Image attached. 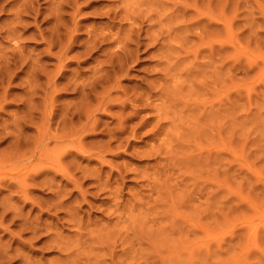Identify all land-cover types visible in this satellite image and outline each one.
<instances>
[{"label": "rangeland", "instance_id": "1", "mask_svg": "<svg viewBox=\"0 0 264 264\" xmlns=\"http://www.w3.org/2000/svg\"><path fill=\"white\" fill-rule=\"evenodd\" d=\"M0 70V264H264V0H0Z\"/></svg>", "mask_w": 264, "mask_h": 264}, {"label": "bare ground", "instance_id": "2", "mask_svg": "<svg viewBox=\"0 0 264 264\" xmlns=\"http://www.w3.org/2000/svg\"><path fill=\"white\" fill-rule=\"evenodd\" d=\"M22 2H23V1H22ZM58 5H59V3H58ZM56 6H57V3H56ZM25 8H27V6H26ZM57 8H58V10H61V9H59L60 6L57 7ZM28 9H31V7H30V8L28 7ZM28 9H27V12L29 11ZM33 9H34V8H33ZM33 9H31L32 11H29V12H34ZM25 10H26V9H24L23 12H25ZM120 10H121V9H120ZM35 12H36V11H35ZM35 12H34V16H36V15L38 14V13L36 12V15H35ZM52 12H53V11H52ZM59 12H60V11H59ZM114 12H115V11H114ZM126 12H127V11H126ZM15 13H16V15H17V13L19 14V12H15ZM55 13H56V12L54 11L53 16H54ZM120 13H121V12H120ZM120 13H119V14H120ZM112 14H113V12H112ZM112 14H111V16H112ZM127 14H128V13H127ZM19 15H20V14H19ZM17 16H18V15H17ZM49 16H50V15H49ZM51 16H52V14H51ZM55 16H56V14H55ZM118 16H119V15H118ZM18 17H20V16H18ZM59 17H60V16H59ZM121 17H123V16H121ZM138 17H139V16H138ZM49 18H50V17H49ZM55 18L57 19V17H55ZM60 18H61V17H60ZM115 18H116V17H115ZM124 18H125V17H124ZM136 18H137V16H136ZM51 19H53V18H51ZM128 19H129V18H128ZM140 19H141V18H140ZM140 19H139V20H140ZM48 20H49V19H48ZM137 20H138V19H137ZM141 20H142V19H141ZM55 21L57 22V20H55ZM55 21H54V22H55ZM56 22H55V23H56ZM58 22H59V19H58ZM72 22H73V21H72ZM119 22H121V21H119ZM46 23H47V22H46ZM61 23H62V21H61ZM61 23H60V24H61ZM73 23H74V22H73ZM75 23H76V22H75ZM123 23H124V22H123ZM140 23H142V22H140ZM60 24H58V25H60ZM134 24H135V23H134ZM137 24H138V23H137ZM159 24H160V23H159ZM56 25H57V24H56ZM77 25H78V24H77ZM135 25H136V24H135ZM64 26H65V25H63L62 27L64 28ZM162 26H163V25H162ZM53 27H55V26H53ZM53 27H52V29H55V28H53ZM59 27H61V25H60ZM59 27L56 26L57 29H58ZM65 27H66V26H65ZM72 27H76V26L74 25V26H72ZM135 27H136V26H135ZM150 27H151V26H150ZM177 27H178V26H177ZM77 28H78V27H77ZM128 28H129V27H128ZM132 28H134V27H132ZM147 28H148V27H147ZM48 29H49V28H48ZM50 29H51V28H50ZM50 29H49V30H50ZM59 29H60V28H59ZM65 29H66V28H65ZM74 29H75V28H74ZM74 29H73V30H74ZM108 29H109V28H108ZM141 29H142V28H141ZM44 30H46V28H45ZM61 30H63V32H65L64 34H67V33H66V30H68V29H66V30H64V29H60L59 31L61 32ZM76 30H77V29H76ZM128 30H129V31H128ZM128 30H127L126 34H127L128 32H131L130 29H128ZM135 30H136V29H135ZM142 30H143V29H142ZM57 31H58V30H57ZM59 31H58V32H59ZM138 31H139V30H138ZM138 31H137L136 33H138ZM146 31H147V30H146ZM151 31H152V30H151ZM161 31H162V30H161ZM161 31H160V33H162ZM164 31H165V30H164ZM40 32H41V31H40ZM42 32H43V31H42ZM45 32H46V31H45ZM52 32H54V31L52 30ZM52 32H51V33H52ZM63 32H61V33L63 34ZM68 32H69V30H68ZM71 32H72V31H71ZM152 32H153V31H152ZM152 32H151V34H152ZM54 33H56V31H55ZM117 33H118V35H119V32H117ZM131 33L136 34L135 31H134V32H131ZM131 33H130V35H132ZM158 33H159V32H157V34H158ZM160 33H159V34H160ZM38 34H40V33H38ZM38 34H37V35H38ZM56 34H58V33H56ZM56 34H55V35H56ZM128 34H129V33H128ZM154 34H155V33H153L152 36H154ZM46 35H47V32H46ZM124 35H125V34H124ZM124 35H123V36H124ZM155 35H156V34H155ZM38 36H39V35H38ZM42 36H43V34H42ZM67 36H68V35H67ZM94 36H95V35H94ZM102 36H105V35H102ZM126 36L128 37V35H126ZM126 36H125V37H126ZM136 36H137V34L134 35L133 37L135 38ZM39 37L41 38V36H39ZM39 37H38V38H39ZM45 37H46V36H45ZM58 37H59V36H58ZM58 37H57V39H58ZM125 37H124V38H125ZM127 37H126V38H127ZM138 37H139V36H138ZM138 37H136V38L139 39L140 37H139V38H138ZM142 37H144V35H143ZM160 37H161V36H160ZM47 38L50 39V37H48V36H47ZM63 38H64V37H63ZM68 38H69V37H68ZM74 38H75V37H74ZM92 38H93V37H92ZM92 38H91V39H92ZM102 38H103V37H102ZM115 38H116V37H115ZM129 38L134 39V38H132V37H129ZM136 38H135V40H136ZM144 38L146 39L147 37H144ZM144 38H143V39H144ZM45 39H46V38H45ZM45 39H44V40H45ZM53 39L55 40L56 37L53 38ZM53 39H52V40H53ZM69 39H70V38H69ZM94 39H96V37H95ZM100 39H101V38H100ZM140 39L142 40V38H140ZM40 40H41V39H40ZM125 40H126V39H125ZM127 40H128V39H127ZM160 40H162V39H160ZM46 41H47V40H46ZM59 41H60V40H59ZM86 41H87V40H86ZM94 41H96V40H94ZM102 41H103V40H102ZM102 41L98 40V41H96V42H97L96 44H99L98 42H101V43H102ZM113 41H114V40H113ZM120 41H121V40H120ZM123 41H124V40H123ZM129 41H130V39H129ZM132 41H133V40H132ZM132 41H131V42H132ZM142 41H143V40H142ZM142 41H141V42H142ZM158 41H159V40H158ZM43 42H44V41H43ZM48 42L50 43V41H48ZM52 42H53V41H52ZM52 42H51V43H52ZM108 42H109V41H108ZM108 42H107V44H108ZM124 42H125V41H124ZM135 42H136V41H134L133 43H135ZM146 42H147V41H146ZM148 42H149V40H148ZM150 42H153V39H151ZM154 42H155V40H154ZM154 42H153V43H154ZM49 43L46 44V45H50V44H51V43H50V44H49ZM67 43H69V41H68ZM105 43H106V42H105ZM113 43H114V42H113ZM136 43H137V42H136ZM136 43H135V44H136ZM53 44H54V43H53ZM53 44H52V47H54ZM58 44H59V43H58ZM58 44H57V46H56V44H55V46L58 47ZM94 44H95V42H94L93 44H91V45H94ZM96 44H95V45H96ZM124 44H126V42H125ZM127 44H128V43H127ZM127 44H126V45H127ZM131 44H132V43H131ZM135 44H133V45H135ZM143 44H144V43H142V45H143ZM46 45H45V46H46ZM59 45H60V44H59ZM100 45H101V44H100ZM109 45H110V44H109ZM126 45H125V46H126ZM69 46H70V45H69ZM69 46H67V47L69 48ZM85 46H86V45H85ZM85 46H84V47H85ZM102 46H104L103 43H102ZM106 46H107V45H106ZM127 46H129V45H127ZM127 46H126V47H127ZM131 46H132V45H131ZM140 46H141V45H140ZM47 47H49V46H47ZM47 47H45V48H47ZM59 47H60V46H59ZM59 47H58V48H59ZM67 47H66V48H67ZM87 47H88V46H87ZM87 47H86V48H87ZM92 47H93V46H91V47H89V48L93 49L94 47H93V48H92ZM104 47H105V46H104ZM136 47H137V45H136ZM15 48H16V47H15ZM86 48H84V50L87 51L89 48H87V49H86ZM117 48H118V47H117ZM128 48H129V47H127V48H125V49H126V50H130V49H128ZM130 48L132 49V47H130ZM59 49H60V48H59ZM94 49H96V47H95ZM100 49H101V48H100ZM125 49H124V50H125ZM133 49H134V48H133ZM135 49H136V48H135ZM135 49H134V50H135ZM62 50H63V47H62ZM84 50H83V51H84ZM103 50H106V48H105V49L102 48L101 51L103 52ZM120 50H123V49H120ZM120 50H119V48H118V51H120ZM134 50H130V52H131V51H134ZM138 50H139V48H138ZM47 51H48V48H47ZM86 51H84V52H86ZM93 51H94V50H93ZM99 51H100V50H99ZM115 51H116V50H115ZM115 51H113V52H115ZM118 51H117V52H118ZM160 51H161V50H160ZM48 52H49V51H48ZM48 52H47V53H48ZM50 52H51V51H50ZM88 52H92V50H90V51H88ZM102 52H101V53H102ZM122 52H123V51H122ZM125 52H126V51H125ZM125 52H124L123 54H125ZM127 52H129V51H127ZM130 52H129V53H130ZM134 52H135V51H134ZM162 52H163V51H162ZM57 53H58V52H57ZM57 53H56V54H57ZM129 53H126V54L129 55ZM58 54H60V53H58ZM87 54H88V53H87ZM93 54H94V53H93ZM93 54H92V55H93ZM111 54L113 55V57L115 56L118 60L120 59V57H123V56H121V52H120V56H118V55H117L118 53L116 54V52H115V54H113V53H111ZM130 54L132 55V57L134 56V53H130ZM62 55H63V54H62ZM116 55H117V56H116ZM136 55H137V54H135V56H136ZM86 56H87V55H86ZM108 56H109V54H108ZM108 56H107V57H108ZM124 56H126V55H124ZM57 57H59V56H57ZM62 57H63V56H62ZM107 57H106V58H107ZM109 57L111 58V55H110ZM129 57H130V55H129ZM59 58H60V57H59ZM116 58H114L115 61H114L113 59H112V60H113L117 65L119 64V66L117 67V70H116V69H114V70H115L116 72L118 71V73H121L122 70H121V72H120L118 69L121 68V65H122V62H123V61H122L121 64H120V61H121V59H120V61L117 63V62H116V61H117ZM125 58H126V57H125ZM57 59H58V58H57ZM90 59H93V58L90 57ZM123 59H124V57H123ZM129 59H130V58L126 59V61L129 60ZM131 59H133V58H131ZM134 59H135V57H134ZM160 59H161V58H160ZM59 60H60V59H59ZM107 60L110 61V59H108V58H107ZM90 61H91V60H90ZM105 61H106V60H105ZM105 61H104V62H105ZM109 61H106V62H109ZM124 61H125V60H124ZM126 61H125V62H126ZM131 61L133 62V60H131ZM137 61H138V60H137ZM13 62H14V61H13ZM58 62H59V61H58ZM104 62H103V64H100V65H101V66H102V65L104 66ZM125 62H124V63H125ZM128 62H129V61H128ZM115 63H113V62L111 63V64H113V65L110 66V69H111V70H112L111 67H113ZM124 63H123V66H124ZM12 64H13V63H12ZM105 64H107V65H105V66H108L110 63H105ZM116 64H115V67H114V68H116V66H117ZM14 66H15V65H14ZM31 66H32V65H31ZM31 66L29 67L30 70L27 68L28 71H31V70H32V67H31ZM95 66H97V64H96ZM125 66H126V65H125ZM24 67H25V66H24ZM98 67L100 68V66H98ZM119 67H120V68H119ZM105 68H106V67H105ZM107 68H108V67H107ZM122 68H123V67H122ZM122 68H121V69H122ZM93 69H94V68H93ZM102 69H103V68H101V69H99V70H102ZM6 70H7V68H6ZM106 70H107V69H106ZM106 70H105V71H106ZM111 70L108 69V71H106V72H110ZM123 70H125L124 72H126V69L123 68ZM0 71H1V70H0ZM8 71H9V70H8ZM21 71H22V70H21ZM112 71H113V70H112ZM91 72H92V71H91ZM106 72H104V73H106ZM40 73H41V74H42V73L44 74V72H40ZM94 73H96V71H95ZM99 73L102 74V71L99 72ZM1 74H2V73H1ZM35 75H36V74H35ZM102 75H103V74H102ZM102 75H100V76H102ZM107 75H108V74H107ZM107 75H106V76H107ZM111 75H112V72H111ZM124 75H126V74H124ZM0 76H3V78H4L5 75L2 74V75H0ZM43 76H44V75H43ZM45 76H46V75H45ZM104 76H105V75H104ZM112 76H113V75H112ZM117 76H118V75H117ZM122 76H123V75H122ZM6 77H9V75L6 76ZM6 77H5V78H6ZM94 77H95V75H94ZM94 77H93V79H94ZM96 77H97V74H96ZM98 77H99V76H98ZM98 77H97V78H98ZM108 77H109V75H108ZM108 77H106V78H108ZM110 77H111V76H110ZM114 77H116L115 74H114ZM0 78H1V77H0ZM5 78H4V79H5ZM10 78H11V77H10ZM48 78H49V77H46L47 80H48ZM102 78H103V76H102ZM102 78H101V79H102ZM106 78H105V79H106ZM111 78H112V77H111ZM119 78H120V76H119ZM46 79H45V81H46ZM51 79H52V77H51ZM51 79L48 80L49 82H48V81H46V82L50 83ZM89 79H90V78H89ZM99 79H100V78H98L97 80H99ZM112 79H114V78H112ZM116 79H117V77H116ZM116 79H114V80H116ZM6 80H7V79H5V81H6ZM74 80H75V79H74ZM94 80H95V79H94ZM97 80H96V81H97ZM110 80H111V79H110ZM114 80H113V81H114ZM8 81H9V80H8ZM8 81H7V82H8ZM71 81H72V79H71ZM92 81H93V80H92ZM101 81H104V80L102 79ZM2 82L4 83V80H3ZM51 82H52V81H51ZM68 82H70V80H68ZM48 83H47L46 85H48ZM76 83H77V82H76ZM101 83H103V82H101ZM105 83H106V81H105ZM6 84H7V83H6ZM93 84L95 85V82H94ZM93 84H91L90 87H91ZM98 84H100V83H98ZM4 85H5V84H4ZM10 85H11V83H10ZM10 85H9V86H10ZM27 85H28V83H27ZM32 85H34V83H33ZM32 85H31V87H32ZM67 85H70V84H67ZM75 85H76V84H75ZM80 85H81V84H80ZM80 85H78V86H79V87H78V90H79V92L82 93V91H80V90H81V89L83 90L84 87H83L82 85H81L82 87H80ZM83 85H84V84H83ZM94 85H93V86H94ZM107 85H108V83H107ZM107 85H106V86H107ZM0 86H2V85L0 84ZM6 86H7V85H6ZM29 86H30V84L28 85V87H29ZM35 86H36V85H34L33 87H35ZM76 86H77V85H76ZM85 86H86V85H85ZM102 86H103V85H102ZM104 86H105V85H104ZM106 86H105V87H106ZM70 87H72V86H70ZM73 87H75V86H73ZM105 87H104V88H105ZM1 88H2V87H1ZM47 88H48V87H47ZM80 88H81V89H80ZM85 88H87V87H85ZM102 88H103V87H102ZM102 88H101L100 90H102ZM104 88H103V89H104ZM109 88H110V87H109ZM112 88H115V87L112 86ZM28 89H29V88H28ZM32 89H33V88H31V90H32ZM76 89H77V88H76ZM90 89H93V88L91 87ZM106 89H107V88H106ZM116 89H118V87H117ZM150 89H151V88H150ZM39 90H40V89H39ZM39 90L36 89V91H39ZM46 90H47V89H46ZM54 90H55V89H54ZM85 90H86V89H85ZM85 90H84V91H85ZM140 90L143 91L141 88H140ZM140 90H139V91H140ZM151 90H152V89H151ZM151 90H149V88H148V92L151 91ZM27 91H29V90H27ZM42 91H44V90H41V92H42ZM75 91H76V90H75ZM89 91H90V90H88V92H89ZM91 91H93V90H91ZM104 91H105V89H104ZM117 91H118V90H117ZM117 91H116V92H117ZM153 91H154V89H153ZM31 92H32L31 95H33L34 89H33V91H31ZM39 92H40V91H39ZM54 92H55V91H54ZM76 92H77V91H76ZM93 92H94V91H93ZM102 92H103V91H102ZM102 92L100 91V93H102ZM108 92H109V91H108ZM108 92H107V93H108ZM121 92H122V91H120L119 93H121ZM125 92H126V91H125ZM151 92H152V91H151ZM43 93H44V92H43ZM43 93H42V94H43ZM52 93H53V92H52ZM85 93H87V91L84 92V93H82V94H85ZM90 93H91V92H89V95H88V96H90ZM104 93H105V92H104ZM107 93H105V94H107ZM122 93H123L124 95L126 94V93H124V92H122ZM127 93H128V92H127ZM129 93H130V92H129ZM37 94H38V92H37ZM37 94H35V96L33 95V97H37ZM105 94H104V96H105ZM134 94L137 95V93H133L132 96H133ZM6 95H7V94L5 93V89H3V92H2V95H1L2 98L0 97V102H1L2 99H3V100H2V101H3L2 103L5 102L4 99L6 98ZM44 95H45V94H43V96H44ZM47 95H48V94H47ZM47 95H46V96H47ZM50 95H51V93H50ZM50 95H49V96H50ZM85 95H86V94H85ZM99 95H100V94H99ZM121 95H122V94H121ZM136 95H135V96H136ZM138 95H139V94H138ZM145 95H146V94H145ZM147 95H148V93H147ZM147 95H146V97H148ZM153 95H154V94H153ZM155 95H156V94H155ZM29 96H30V95H29ZM81 96H82V95H81ZM95 96H96V95H95ZM95 96H94L93 98H95ZM119 96H120V95H119ZM128 96H129V95L127 94L126 97H128ZM135 96H133V97H135ZM150 96L152 97V95H150ZM160 96H161V94H160ZM97 97H98V96H96V99H97ZM102 97H103V96H102ZM102 97H101V98H102ZM122 97H123V95H122ZM137 97H138V96H137ZM156 97H157V95H156ZM156 97H155V98H156ZM38 98H39V97H38ZM101 98H100V99H101ZM118 98H119V97H118ZM118 98H116V99H118ZM138 98H139V99H140V98H142V99L144 98V99L147 100V98H145L144 95H143L142 97H138ZM138 98L136 99V100H138V101H136V102H138V104H139L140 101H141L142 99L139 101ZM30 99H31V96H30ZM35 99H36V98H35ZM96 99H94V100H96ZM47 100H48V97H47ZM97 100H98V99H97ZM97 100H96V103H97ZM108 100H109V99H108ZM118 100H119V99H118ZM125 100H126V99H125ZM133 100H134V98H133ZM133 100H132V102H133ZM148 100H149V99H148ZM148 100H147V101H148ZM160 100H161V99H160ZM29 101H30V100H28V102H29ZM45 101H46V100H45ZM45 101H42V99H41V102H45ZM48 101H49V100H48ZM50 101H51V99H50ZM99 101H100V100H99ZM99 101H98V102H99ZM30 102H31V101H30ZM111 102H114V101H111ZM125 102H127V101H124V102H122V103L125 104ZM150 102H152V101H150ZM33 103H34V102H33ZM50 103H51V102H50ZM50 103L48 102L47 105H49ZM102 103H103V102H102ZM108 103H110V102H108ZM108 103H107V104H108ZM116 103H117V102H116ZM129 103H130V102H129ZM133 103H135V102H133ZM133 103H132V104H133ZM141 103H143V104H142V105H143L142 107H144V106L146 105V104L144 105V102H143V101H141ZM27 104H29V103H27ZM43 104H44V103H43ZM43 104H42V105H43ZM45 104H46V102H45ZM45 104H44V105H45ZM52 104H53V103H52ZM136 104H137V103H136ZM147 104H148V103H147ZM150 104H151V103H150ZM0 105H2V104H0ZM33 105H34V104H33ZM47 105H46V106H47ZM50 105H51V104H50ZM50 105H49V106H50ZM100 105H101V104H100ZM102 105H103V104H102ZM102 105H101V106H102ZM117 105H118V106H117ZM117 105H116V106H117L118 109H119V107H120L119 105H122V104L117 103ZM140 105H141V104H139V107H140ZM51 106H52V105H51ZM98 106H99V104H98ZM126 106L128 107V104H127ZM43 107H44V106H43ZM108 107H110V105H108ZM114 107H115V106H114ZM127 107H126V108H127ZM130 107H133V106L130 105L129 108H130ZM139 107H138V108H139ZM48 108H49V107H48ZM48 108L46 107V108H44V109L47 110ZM50 108H51V107H50ZM97 108H98V107H97ZM106 108H107V107H106ZM146 108H147V105H146ZM146 108H144V109H146ZM150 108H151V107H150ZM29 109H31V108L29 107ZM51 109H52V108H51ZM141 109H142V108H141ZM151 109H152V108H151ZM42 110H43V109H42ZM152 110H154V108H153ZM152 110H151V111H152ZM2 111H3V110H2ZM44 111H45V110H44ZM48 111H49V110H48ZM48 111H47V112H48ZM56 111H57V110H56ZM135 111H136V110H135ZM140 111H141V110H140ZM154 111H155V110H154ZM159 111L161 112L160 109H159ZM49 112H50V111H49ZM137 112H139V110L136 111V113H137ZM155 112H157V111H155ZM160 112H158V113H160ZM30 113L32 114L33 112H30ZM30 113H29V114H30ZM34 113H35V112H34ZM38 113H39V112H38ZM38 113H37L36 115H38ZM40 113H42V112H40ZM40 113H39V116L41 117ZM163 113H164V112H163ZM48 114H49V113H48ZM121 114H122V113H121ZM137 114H138V113H137ZM154 114H155V113H154ZM156 114H157V113H156ZM49 115H50V114H49ZM49 115H48V116H49ZM43 116L46 117L47 114H46V116H45V115H43ZM48 116H47V118H48ZM120 116H121V115H120ZM157 116H158V118H159L160 115L157 114ZM28 117H29V115H28ZM53 117H54V116H53ZM73 117H74V116H73ZM112 117H113V115H112ZM114 117H115V118H114ZM114 117H113V120H114V119H115V120H118L117 118H119V117H117V116H115V115H114ZM51 118H52V116H51ZM164 118H165V117H164ZM164 118H163V120H164ZM24 119H25V117H24ZM120 119H121V118H120ZM45 120H46V119L44 118V121H45ZM48 120H49V118H48ZM48 120H47V121H48ZM159 120H160V119H159ZM164 121H165V120H164ZM161 122H162V121H161ZM45 123L47 124L48 122L45 121ZM157 123H158V122H157ZM157 123H156V124H157ZM94 124H95V123H92L93 126H94ZM119 124H120V126H121V123H120V122L118 123V125H119ZM161 124H162V123H161ZM82 125H83V124H82ZM85 125H86V124H85ZM122 125H123V124H122ZM125 125H126V124H125ZM125 125H123V126H125ZM18 126H19V123H18ZM93 126H92V127H93ZM120 126H119V127H120ZM74 128H75V127H74ZM81 128H82V127H81ZM85 128H86V126H85ZM157 128H158V127H157ZM75 129H76V128H75ZM75 129H74V130H75ZM121 129H122V128H120V129H118V130L120 131ZM125 129H126V128H125ZM154 129H155V128H154ZM158 129H159V128H158ZM77 130H79V128H78ZM152 130H153V129H152ZM152 130H151V131H152ZM80 131H81V130H80ZM84 131H86V130H83L82 133H83ZM90 131H92V130H89V129H88V130L86 131V133H88V132H90ZM119 131H118V132H119ZM131 131H132V130H131ZM76 132H77V131H76ZM149 132H150V131H149ZM82 133H80V134H82ZM86 133H85V134H86ZM80 134H79V135H80ZM83 134H84V133H83ZM83 134H82V135H83ZM163 135H164V134H163ZM80 136H81V135H80ZM154 137H155V136H153V138H154ZM78 143H79V142H78ZM161 143H162V142H161ZM78 148H79V147H78ZM78 148H77V149H78ZM153 149H154V148H153ZM79 150H80V148H79ZM79 150H78V152H79ZM154 150H155V149H154ZM156 150H157V149H156ZM80 151H81V152H79V153H81V158H82V156H84V155H82V152L86 151V149L84 150V148L81 147V150H80ZM85 153H86V152H85ZM85 153H84V154H85ZM87 154H88V153H87ZM79 155H80V154H79ZM87 156H88V155H87ZM63 171H64V173L62 174V176L65 175V171H66V169H64ZM63 171H62V172H63ZM30 172H31V171H30ZM67 173H68V172H67ZM67 173H66V174H67ZM27 175H29V173H27ZM29 176L31 177V175H29ZM32 176H34V175L32 174ZM66 176H67V175H66ZM68 176H69V175H68ZM23 177H24V176H23ZM30 177H29V178H30ZM64 177H65V176H64ZM69 177H70V176H69ZM25 178H28V177L25 176L24 179H25ZM31 178H32V177H31ZM31 178H30L29 180H31ZM33 178H34V177H33ZM41 178H42V177H41ZM24 179H23V180H24ZM68 179H70V178H68ZM43 180H44V179H43ZM70 180H71V179H70ZM44 181H45V180H44ZM44 181H41V183L44 182ZM21 182H22V181H21ZM23 183L25 184L24 181H23ZM23 183H22V184H23ZM0 184H1V183H0ZM38 184H39V183H38ZM43 184H44V183H43ZM46 186H47V184H46ZM40 187H42L41 184H40ZM20 189H21V187H20ZM23 189H24V188H23ZM20 191H22V190H20ZM25 192H26V191H25ZM51 192H52V191H51ZM18 193H19V192H18ZM22 193H23V192H22ZM52 193H53V192H52ZM24 195H26V194H24ZM25 199H26V198H25ZM74 217H76V216H74ZM116 218H118V216H117ZM119 218H120V217H119ZM69 219H70V218H69ZM66 221H67V220H66ZM117 221H118V219H117ZM68 222H69V220H68ZM68 222H66V224H67ZM70 222H72V220H71ZM79 222H80V221H77L78 224H79ZM81 222H82V220H81ZM81 224H82V223H81ZM83 224H85V223H83ZM83 224H82V225H83ZM74 225H75V224H74ZM56 226H57V225H56ZM71 226H72V224H71ZM77 226H78V225H77ZM79 226H80V225H79ZM85 226H86V225H85ZM36 227H37V226H36ZM36 227H35V228H36ZM38 227H39V226H38ZM83 227H84V226H83ZM56 228H57V227H56ZM83 229H84V228H83ZM85 229H87V228H85ZM113 229H114V228H113ZM37 230H38V229H37ZM84 231H85V230H84ZM116 231L118 232V230H116ZM55 232H56V231H55ZM58 232H59V231H58ZM90 232H91V231H90ZM55 234H56V233H55ZM55 234H54V235H55ZM76 234H77V233H76ZM78 234H79V232H78ZM80 234H81V233H80ZM117 234H118V233H116V235H117ZM91 235H92V234H91ZM96 235H97V234H96ZM99 235H100V234H99ZM33 236H34V235H33ZM59 236H60V235H59ZM97 236H98V235H97ZM107 236H108V235H107ZM107 236H106V237H107ZM110 236H115V235H110ZM57 237H58V236H57ZM76 237H77V235H76ZM76 237H75V238H76ZM93 237H94V235H93ZM100 237H101V236H100ZM103 237H104V236H103ZM77 238H78V237H77ZM114 238H115V237H113L112 239H114ZM130 238H131V237H130ZM51 239H52V238H51ZM95 239H96V238H95ZM95 239H94V240H95ZM106 239H108V237H107ZM117 239L120 240V238H117ZM117 239H116V240H117ZM77 240H78V239H77ZM82 240H83V239H82ZM129 240H130V239H129ZM74 241H75V240H74ZM96 241H98V240H96ZM96 241H95V242H96ZM108 241H109V240H108ZM130 241H131V240H130ZM113 242H114V240H113ZM113 242L111 241V244H109V245L111 246V245L113 244ZM80 243H81V242H80ZM117 243H118V241H117ZM47 244H48V243H47ZM66 244H67V243H66ZM87 244H89V243H87ZM129 244H131V243L129 242ZM73 245H74V244H73ZM79 245H80V244H79ZM115 245H116V244H115ZM63 246H64V245H63ZM77 246H78V244H77ZM86 246H87V245H86ZM94 246H96V245H94ZM105 246H106V245H105ZM118 246H119V245H118ZM118 246H117V247H118ZM126 246H127V245H126ZM130 246H131V245H130ZM51 247H52V246H51ZM83 247H84V246H83ZM100 247H101V246H100ZM100 247H99V249H100ZM111 247H112V246H111ZM66 248H67V247H66ZM72 248H73V247H72ZM90 248H91V247H90ZM96 248H97V247H96ZM104 248H105V247H104ZM69 249H70V248H69ZM105 249H106V248H105ZM108 249H109V248H108ZM111 249H112V248H111ZM60 250H61V249H60ZM63 250H64V249H63ZM63 250H62V251H63ZM87 250H89V249H87ZM100 250H101V249H100ZM109 250H110V249H109ZM115 250H116V249L114 248V251H115ZM122 250H123V249H122ZM159 250H160V249H159ZM90 251H91V250H90ZM106 251H107V250H106ZM119 251H120V250H119ZM63 252H65V251H63ZM94 252H95V251H94ZM116 252H117V251H116ZM116 252H115V253H116ZM67 253H68V248H67ZM101 253H102V252H101ZM104 253H106V252H104ZM109 253H110V252H109ZM135 253H136V252H135ZM135 253H133V254H135ZM153 253H154V252H153ZM63 254H64V253H63ZM77 254H78V253H77ZM85 254H87V253H85ZM107 254H108V253H107ZM150 254H151V252H150ZM65 255H66V253H65ZM70 255H71V253H70ZM80 255H81V254H80ZM87 255H88V254H87ZM92 255H94V254H92ZM96 255H97V254H96ZM105 255H106V254H104V257H105ZM112 255H114V253H112ZM119 255H120V254H119ZM121 255H122V254H121ZM68 256H69V255H68ZM73 256H74V255H73ZM82 256H83V255H82ZM85 256H86V255H85ZM97 256L99 257L100 255H97ZM108 256H109V255H108ZM114 256H115V255H114ZM134 256H135V255H134ZM145 256H146V254H145ZM156 256H157V255H156ZM162 256H163V255L161 254V257H162ZM64 257H65V256H64ZM119 257H120V256H119ZM119 257H118V259H119ZM123 257H124V255H123ZM141 257H142V256H141ZM147 257H148V256H147ZM161 257H160V258H161ZM163 257H164V256H163ZM106 258H108V257L106 256ZM106 258H105V259H106ZM125 258H126V257H125ZM131 258H132V257H130V259H131ZM100 259H102V258H100ZM108 259L110 260V257H109ZM112 259H113V257H112ZM112 259H111V260H112ZM115 259L117 260V258H115ZM121 259H123V258H121ZM162 259H163V258H162ZM162 259H161V260H162ZM164 259H165V258H164ZM164 259H163V261H164ZM74 260H75V259H74ZM81 260H82V259H81ZM106 260H107V259H106ZM111 260H110V261H111ZM116 260H115V261H116ZM131 260H132V259H131ZM72 261H73V260H72ZM88 261H89V259H88ZM102 261H104V260L102 259L101 262H102ZM110 261H109V262H110ZM119 261H120V260H119ZM125 261H126V259H125ZM148 261H149V259H148ZM151 261H152V259H151ZM21 262H23V261L21 260ZM98 262H99V261H98ZM104 262H105V261H104ZM104 262H103V264H104ZM113 262H114V260L111 262V264H113ZM123 262H124V261H123ZM128 262H129V261H128ZM128 262H127V263H128ZM26 263H27V261H26ZM26 263H25V261H24V263H22V264H26ZM99 263H100V262H99ZM107 263H108V262H107ZM119 263H120V262H119ZM119 263H118V262H117V263L115 262L114 264H119ZM127 263L125 262V264H127ZM130 263H131V262H130ZM161 263H162V262H161ZM27 264H28V263H27ZM82 264H83V262H82ZM86 264H88V263L86 262ZM96 264H97V263H96ZM109 264H110V263H109ZM153 264H154V262H153ZM164 264H165V263H164Z\"/></svg>", "mask_w": 264, "mask_h": 264}]
</instances>
